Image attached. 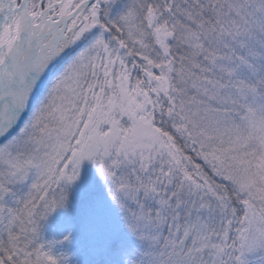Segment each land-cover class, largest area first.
I'll return each mask as SVG.
<instances>
[{
	"label": "snow or ice",
	"instance_id": "snow-or-ice-1",
	"mask_svg": "<svg viewBox=\"0 0 264 264\" xmlns=\"http://www.w3.org/2000/svg\"><path fill=\"white\" fill-rule=\"evenodd\" d=\"M0 264H264V0H0Z\"/></svg>",
	"mask_w": 264,
	"mask_h": 264
},
{
	"label": "rangeland",
	"instance_id": "rangeland-1",
	"mask_svg": "<svg viewBox=\"0 0 264 264\" xmlns=\"http://www.w3.org/2000/svg\"><path fill=\"white\" fill-rule=\"evenodd\" d=\"M91 178H92V173L89 170H87V168H86L85 181H87Z\"/></svg>",
	"mask_w": 264,
	"mask_h": 264
}]
</instances>
